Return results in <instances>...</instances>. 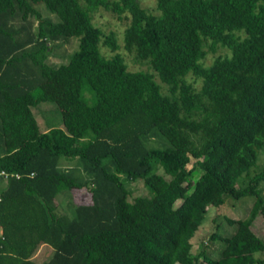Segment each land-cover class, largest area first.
<instances>
[{"label":"trees","instance_id":"trees-1","mask_svg":"<svg viewBox=\"0 0 264 264\" xmlns=\"http://www.w3.org/2000/svg\"><path fill=\"white\" fill-rule=\"evenodd\" d=\"M100 10L129 20L122 47L148 71L128 70L116 35L92 21ZM156 11L139 0H0V264H199L192 240L226 195L254 201L245 219L226 217L235 232L214 233L224 248L204 263L264 264L252 229L264 167L250 175L264 149V0H156ZM219 48L228 54L205 66ZM56 90L69 111L62 128L41 131L33 108L55 104ZM122 177L150 194L130 199ZM74 189L89 204L64 207Z\"/></svg>","mask_w":264,"mask_h":264},{"label":"rangeland","instance_id":"rangeland-1","mask_svg":"<svg viewBox=\"0 0 264 264\" xmlns=\"http://www.w3.org/2000/svg\"><path fill=\"white\" fill-rule=\"evenodd\" d=\"M141 6L147 9L149 12L157 14L156 11V0H139ZM45 17H50L54 21H57V17L55 14L49 12L44 5L41 6ZM93 23L99 27L105 34L113 32L118 40L119 45L121 46L118 51L124 58L125 63L127 64L128 70L131 72L137 71H148V67L146 65L139 64L134 61L133 55L128 54L122 47L123 45V35L124 31L129 24L128 19H118L115 15L100 10L93 14L92 17ZM65 50L69 53L75 52L78 49V40L72 38L71 43L66 44L64 46ZM105 55L110 56L111 54L107 49L102 48L101 50ZM58 53H63V48H59ZM228 52L224 49L219 48L215 54L207 53L203 63L205 66H209L217 56L226 55ZM51 63L58 65V63L63 62L58 58L52 57L50 59ZM67 62V60H66ZM65 62V63H66ZM192 77H188V81L192 82ZM158 83L159 79H156ZM197 89L200 88V82L195 83L194 85ZM69 105L67 104L64 95L62 92H57L56 90V102H45L39 104L37 107L33 108L34 116L38 122L39 128L41 131H48L54 128H62L63 116L68 113ZM161 141L156 137H150L147 140V145L150 147H160ZM194 160H192L188 166L189 169L194 168V175L192 177V185L198 180L200 177L201 171L198 167H194ZM70 165H73L71 163ZM264 167V149L261 150L258 154V161L255 168H253L250 172V175H254L261 171ZM245 177L239 180L237 187H244ZM122 180L125 184V187L129 191L130 199L141 196H148L150 191L147 187H145L142 180H137L135 182L126 181L124 177ZM260 189L262 190V195L264 197V182L261 183ZM191 192V191H190ZM190 192L186 193L189 194ZM171 197V196H170ZM225 203L220 208H211L207 211L205 221L203 222L199 231H197L195 237L193 238V249L191 251L192 256H200L199 264H205L203 261V254L210 256L211 258H218L222 250L224 248V244L220 241H212L211 237L214 233H220L222 236H227L235 232V227L228 225L226 221L227 218L231 219H245L248 215L249 209L254 201L252 197H244L239 200L234 199L232 196H225ZM59 201H61L62 205L66 207L69 203L75 206L89 204V198L87 193L84 190L74 189L72 191H65L59 197ZM171 202L175 207L181 205L182 201L176 199L175 197L171 198ZM166 217H157L153 223V226L158 228L160 227ZM252 229L254 232L258 234V236L264 240V216L259 215L255 220ZM49 249L47 247L39 253L37 257L34 258L36 262H41L42 258L48 255ZM40 255H42L40 257ZM260 256V255H258ZM264 258V255L261 256ZM38 258H41L38 260Z\"/></svg>","mask_w":264,"mask_h":264},{"label":"built area","instance_id":"built-area-1","mask_svg":"<svg viewBox=\"0 0 264 264\" xmlns=\"http://www.w3.org/2000/svg\"><path fill=\"white\" fill-rule=\"evenodd\" d=\"M7 177H8V174L5 171H0V182H1V180L3 178H7ZM16 177L19 178L18 175ZM3 239H4V237H3V227H2V224L0 222V240H3Z\"/></svg>","mask_w":264,"mask_h":264},{"label":"crops","instance_id":"crops-1","mask_svg":"<svg viewBox=\"0 0 264 264\" xmlns=\"http://www.w3.org/2000/svg\"><path fill=\"white\" fill-rule=\"evenodd\" d=\"M44 248H45V247H41V248L39 249V251L37 252V254H36L35 257H37V256L39 255V253L42 252V250H44ZM48 254H49V252H48ZM41 256H42V255H40V257H41ZM40 259H41V258H38V260H40ZM43 259H44V257L42 258V261H43ZM42 261H41V262H42ZM37 263H40V262H37Z\"/></svg>","mask_w":264,"mask_h":264}]
</instances>
